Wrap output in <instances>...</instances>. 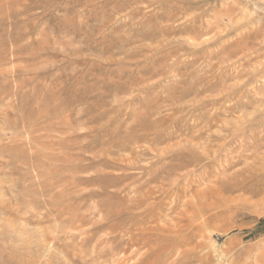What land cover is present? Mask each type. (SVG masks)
I'll return each instance as SVG.
<instances>
[{
  "label": "rangeland",
  "instance_id": "rangeland-1",
  "mask_svg": "<svg viewBox=\"0 0 264 264\" xmlns=\"http://www.w3.org/2000/svg\"><path fill=\"white\" fill-rule=\"evenodd\" d=\"M0 264H264V0H0Z\"/></svg>",
  "mask_w": 264,
  "mask_h": 264
}]
</instances>
